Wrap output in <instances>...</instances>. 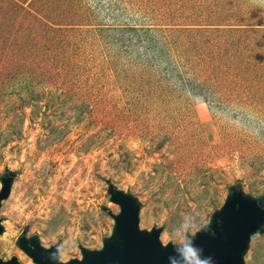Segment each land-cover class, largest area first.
<instances>
[{
	"label": "rangeland",
	"instance_id": "374dc122",
	"mask_svg": "<svg viewBox=\"0 0 264 264\" xmlns=\"http://www.w3.org/2000/svg\"><path fill=\"white\" fill-rule=\"evenodd\" d=\"M167 53L193 58L215 97L166 74ZM5 176L0 260L21 264H35L23 237L63 263L100 250L120 212L110 185L163 245H185L234 191L262 197L264 0H0V191ZM244 260L264 264V228Z\"/></svg>",
	"mask_w": 264,
	"mask_h": 264
},
{
	"label": "water",
	"instance_id": "95a60500",
	"mask_svg": "<svg viewBox=\"0 0 264 264\" xmlns=\"http://www.w3.org/2000/svg\"><path fill=\"white\" fill-rule=\"evenodd\" d=\"M13 177L2 178L0 208L11 195ZM111 201L120 212L112 215V235L103 242L100 250L81 248L82 259L67 263L60 260L59 246L45 248L37 238H21L18 246L35 264H198L212 257L213 264H245L244 256L251 238L264 228V195L254 199L242 191H234L217 210L209 225L195 235L186 236V244L163 245L162 228L141 230L139 201L131 194L109 186ZM4 228L0 223V234ZM189 249L191 251H189ZM0 264H21L17 258Z\"/></svg>",
	"mask_w": 264,
	"mask_h": 264
},
{
	"label": "trees",
	"instance_id": "16d2710c",
	"mask_svg": "<svg viewBox=\"0 0 264 264\" xmlns=\"http://www.w3.org/2000/svg\"><path fill=\"white\" fill-rule=\"evenodd\" d=\"M132 29H138V28H132ZM143 34L145 35V37H143V41L149 39V47L152 48V46L154 47L153 49L155 50H161V52L163 53V50L165 49V47L160 44L159 40H155V38H152L150 35H152L151 33H154V30H151L152 28H148V27H143ZM128 42H130V40H128ZM161 53V55H162ZM183 51H179L178 54H182ZM166 68H165V72L166 74H168L169 76H171L172 78L174 77L175 80H179V84H182V88L184 90H188L189 92L193 93V94H197L199 93V96L205 98L206 100H209L210 97H215V92H210L211 91V84L210 86H208L207 84L204 83H199L200 81H197L199 75H201L200 73L198 74V72H196V70H194L195 64L193 61V58H191L190 60L192 61H184L183 59L181 60V62H173V58L169 55V53H167L166 55ZM187 68V69H191L193 70V72L195 73V77L194 78H190L187 75V72H183L182 68ZM201 69V70H200ZM199 69L200 72L202 73H209L210 71V76H224L225 73L220 71V67L212 65V64H206L204 66V68ZM258 69V68H257ZM260 69V68H259ZM245 71H249L250 70V63L245 66ZM188 71V70H186ZM258 71V70H257ZM18 75H20V73H17ZM203 76V75H201ZM206 76V75H205ZM210 87V90L209 88ZM203 95V96H202Z\"/></svg>",
	"mask_w": 264,
	"mask_h": 264
},
{
	"label": "clouds",
	"instance_id": "9594fccd",
	"mask_svg": "<svg viewBox=\"0 0 264 264\" xmlns=\"http://www.w3.org/2000/svg\"><path fill=\"white\" fill-rule=\"evenodd\" d=\"M189 251L191 250L189 249ZM198 264H213V259L212 257H206L203 260H199Z\"/></svg>",
	"mask_w": 264,
	"mask_h": 264
}]
</instances>
